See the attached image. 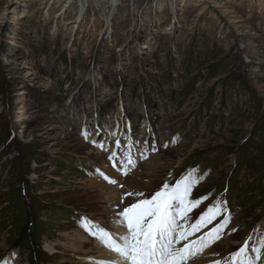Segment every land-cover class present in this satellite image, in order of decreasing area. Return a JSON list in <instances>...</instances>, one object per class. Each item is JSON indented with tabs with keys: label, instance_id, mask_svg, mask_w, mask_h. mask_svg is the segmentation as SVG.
Listing matches in <instances>:
<instances>
[{
	"label": "rangeland",
	"instance_id": "1",
	"mask_svg": "<svg viewBox=\"0 0 264 264\" xmlns=\"http://www.w3.org/2000/svg\"><path fill=\"white\" fill-rule=\"evenodd\" d=\"M255 98L264 112V0H0V264H86L98 241L78 218L119 233L118 211L190 170V198L208 197L190 223L216 200L230 222L189 264L256 243L264 199L234 155L258 137ZM129 145L122 175L108 157Z\"/></svg>",
	"mask_w": 264,
	"mask_h": 264
},
{
	"label": "snow or ice",
	"instance_id": "2",
	"mask_svg": "<svg viewBox=\"0 0 264 264\" xmlns=\"http://www.w3.org/2000/svg\"><path fill=\"white\" fill-rule=\"evenodd\" d=\"M93 143L95 145L98 142ZM120 145L121 142L117 141V148ZM99 147L103 150L104 146L100 144ZM131 147L132 145H129V150L123 154L122 159L125 162L122 164L116 163L115 151L108 157L109 161H113L112 167L122 175H127L129 168H134L137 163L131 153ZM152 150H156L154 145ZM140 158L147 157L141 153ZM97 171L108 183L118 184L116 179L110 178L100 170ZM198 182L199 178H195L193 170H190L174 184L164 183L150 198H140L123 207L116 217L117 227L121 229L118 234L89 221L86 217L78 218L79 226L114 254V259L100 264H189L192 257L221 239L230 222L226 202L216 200L195 219V222L190 223L192 217L189 214L208 198H190ZM126 195L144 197L142 192H130ZM218 216H222V219L215 226L196 239H190L213 224ZM251 240L250 236L238 250L216 259L214 264H264V237L250 246ZM181 242L184 243L179 246Z\"/></svg>",
	"mask_w": 264,
	"mask_h": 264
},
{
	"label": "trees",
	"instance_id": "3",
	"mask_svg": "<svg viewBox=\"0 0 264 264\" xmlns=\"http://www.w3.org/2000/svg\"><path fill=\"white\" fill-rule=\"evenodd\" d=\"M244 86L246 90H249L250 93L252 91L249 87H247L244 83ZM2 89V88H1ZM252 96V95H251ZM253 98V96H252ZM259 101L255 98L254 99V105L252 106V112L251 115L254 113V115L257 117V123H256V133L258 137L253 140V142H250L249 144H243V146L237 150V153H234L236 158V170L237 167H245L247 170H249L250 175L254 177L252 183L249 184L250 187V193H254L255 191H258L261 193V198L264 199V112H261ZM243 121L244 118L242 119ZM17 148L19 150L20 157L23 160L26 161L27 165L29 166V158L32 156L33 151L32 149L25 147L24 145L20 143H16ZM227 152L229 154H233V149H228ZM21 159H17L19 162ZM263 182V183H262ZM227 189L229 190L228 193H230V190H235L234 183L227 185ZM23 223H20V229L18 230V236L17 238L12 242L13 248L20 249L21 247H28L29 244L32 245L31 237L29 236V229H26V223L22 221ZM19 224V223H18ZM37 250H39V238H34ZM35 259V257H34Z\"/></svg>",
	"mask_w": 264,
	"mask_h": 264
},
{
	"label": "bare ground",
	"instance_id": "4",
	"mask_svg": "<svg viewBox=\"0 0 264 264\" xmlns=\"http://www.w3.org/2000/svg\"><path fill=\"white\" fill-rule=\"evenodd\" d=\"M114 234H118V233H114ZM80 241H81L82 245L79 248H76V250L79 249V252H81V250L83 248H85L86 246L90 247L91 245H93V244H91V242H87V240H85V239L84 240L81 239ZM97 244H99V243L98 242L95 243L96 251L95 252H93V251L90 252V257L87 258L86 264H100V262H109L112 259H114V254L113 253L108 251L102 245H100V244L97 245ZM46 249L49 252L53 251L50 246H47ZM6 258L11 259V264L13 263L12 258H10V257H6ZM4 260L2 261L1 264H3ZM197 263H198V261H197ZM194 264H196V262H194Z\"/></svg>",
	"mask_w": 264,
	"mask_h": 264
}]
</instances>
